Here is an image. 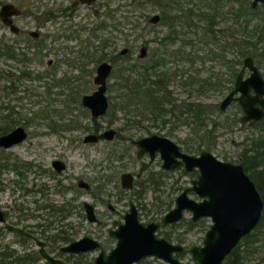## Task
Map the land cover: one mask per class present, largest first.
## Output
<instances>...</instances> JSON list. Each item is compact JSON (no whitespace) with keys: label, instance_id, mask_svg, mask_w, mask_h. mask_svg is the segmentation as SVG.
I'll return each mask as SVG.
<instances>
[{"label":"flooded vegetation","instance_id":"af4514ba","mask_svg":"<svg viewBox=\"0 0 264 264\" xmlns=\"http://www.w3.org/2000/svg\"><path fill=\"white\" fill-rule=\"evenodd\" d=\"M102 4L108 7L109 0H106ZM251 7L253 9H258V12L259 9L264 12V8L260 1H258L255 6ZM83 9H86L85 13H83ZM111 10L113 11L114 9L108 8L106 11L99 13L97 0H91L90 2H84L82 0H0V61L3 63V65H0V127H4V123L9 124L8 128L0 131V135L12 130L18 125L23 126L26 131V136L21 141L11 144L10 146L0 145V191H4L7 187L11 188L13 184L25 182L27 179H29L31 184L29 183V185H24L23 194L26 192L33 194L34 196L30 197V200H28L35 204L34 207H26L27 209H30L27 211L29 212L28 216L26 215L25 211H18L20 207L16 205L17 203L14 204L11 211L0 206L4 217V219L0 221V244L5 243L9 247L15 248L19 253L37 251L40 259H44L46 263L50 262L43 258V256L40 254V246L37 241H42L44 249L54 257L61 259L63 262L69 264H93L94 258L99 253V251L103 250L108 252L111 247L115 246L116 237L110 234V229H115L117 227L115 221H124L123 216L127 211H129L130 203L134 204L140 221L145 223L150 221H159V225L155 230L156 234L166 237L173 243L183 245V251L177 253L181 260H183L181 255L189 252L187 249L193 244L185 246L183 244L184 237L180 236L181 233H176L174 235L172 232L170 233L163 228L166 226L175 227L179 226L180 224H185L187 228H192L196 225H199L203 218H206L205 216L197 220H192L191 213L184 209L180 219L167 223H163L161 221L163 214L173 207L176 196L185 188L186 185L190 184V176L185 174L182 171V168H164L162 166L161 154L158 150L154 151L153 158L150 157L148 151H145L140 156H138V147L133 143V139L128 143H123V152H120L118 157H121L125 154H130L128 152L131 148H133L134 150H132L134 155L130 154L129 156L131 158L130 160L133 161V164H136V166L135 168H126L118 173L116 179L117 183H114L116 190H113V193L107 184L111 175L105 176L108 180L101 181L99 177L96 178L94 176H91V178H89L90 180H87L81 173L79 175L69 174V177H72V179L75 180V183H64L65 181L63 182V179H66V176L62 175L61 172L66 169L67 162L61 153L55 154L52 158H50L48 163L44 159V156H42L43 159L40 158V151L37 153V156L32 155V157L29 159H24L19 156L18 153L15 154L14 152L4 155L5 149L11 150V148L20 144L29 135H32V133L34 135H46L48 133L61 135L65 132H77L85 130L87 131L86 134H99L109 128H113L115 130L110 138H98L96 141L85 140L86 134L82 139L79 137H70V142L68 145L71 147L80 146V141L84 143H95L100 139L111 140L114 136L125 138L124 135H121V132L123 130L131 129L129 126H118L116 128L110 126L115 121V119H117V116L115 112H112L109 108V94H107V91L109 90V84L114 81V60L118 58V56H130V47L124 46L123 48L126 47L127 49L123 52V48L116 51L113 47L112 50H114L110 51L109 49H106V47H110L113 43V40L110 39L109 36L106 38L101 37L99 40L98 33L99 26L101 24L107 26L108 24L106 19L113 17ZM90 13L95 17L100 15L102 16V18H100L96 24H92L88 30L90 35L92 37L98 38L99 41L98 43H94L89 37H87V42L84 43V46H80V44L86 41L80 37V33L84 30V25H78L76 19L79 20L83 17H87L90 15ZM158 14L159 21L157 20L155 23L161 22L164 24L163 20H161V14ZM151 15L148 16L147 21L154 24L153 21H150ZM259 16L260 14L258 13L256 15L257 20H259ZM49 23L57 26L55 31H51L48 28ZM29 24L31 25L29 26ZM168 32L161 31L160 35L154 37L155 40H158L161 45L166 46H171L170 42L174 44L177 40H181H170V37H166ZM192 32L193 30H191L189 33ZM70 39H74L78 42V48L74 45L68 44V40ZM149 42L150 39L144 40L143 44H141L139 47V53L136 57H140L142 59L148 58L150 54V51H148ZM193 45L192 50L194 49ZM142 46L145 47V52L141 55L140 53ZM153 47L154 46H150V50ZM189 47L190 46L188 45L187 48ZM61 48L66 51V55H64V57L61 58L56 56L53 58L50 56L52 52H57ZM70 52L76 53L74 58L68 57ZM244 57L242 58L241 63L235 65L237 71L235 75H233L231 82L228 81L229 66L227 63H218L224 67V70L221 72H211L213 75L216 74L220 78L219 81H221V85H224L223 88H220V90H216L219 92V94H222L224 91H226L222 99L230 90H232L234 82L243 66ZM103 60H106L113 65L111 73L107 77L106 94L108 97V106L103 114L93 116L90 112V109L81 103V98L84 94L91 93L95 89L96 84L94 83V76L96 73V67ZM253 61L264 78V62L262 64H258L254 58ZM249 74L250 70L245 67L242 77L245 78ZM110 78H112L113 81H109ZM89 85H91L92 88L89 89ZM235 94H238V92ZM33 97L34 99L31 100L30 98ZM24 99H30L33 105L36 103L41 104L43 101L45 108L30 109V105L26 106L22 102ZM221 100L219 102L208 101L212 104H216L217 110L213 113L225 110L231 103L235 102L238 104L236 100H232L225 108H221L219 105ZM56 102H59L61 107H56L58 110L54 109V114L52 115V112H48V109L46 108H50L53 103ZM78 105H80V109L78 108ZM238 107L241 111L240 114L238 116L236 114L234 118H232L229 123H225V125L231 129V125H235L237 122H239L238 128L243 129L245 127H249L255 129V132L253 133L252 137H245L241 142H239V144L242 145V150L240 152L241 157L239 162L234 163L242 164L250 179L254 182L263 202L261 216L256 226L252 228L247 234L242 236L237 245L234 246L225 257L226 263V258L228 255L233 251L234 248L237 247L238 257L237 255L235 256V264H243L241 260L243 256L241 255L242 253H240L243 251V249L240 250V247L245 246L246 251H253L255 247L254 243H256L259 238L258 240H254L253 237V244L250 246L245 245L243 239L255 231L256 235L258 234L257 237H259L260 233L257 231V228L259 227V223L264 214V115L257 119L253 124H249L248 122H244L242 124L240 121L242 109L239 104ZM22 108L24 110H22ZM62 108H65V110H62ZM106 114L108 115V126L106 125L107 127H105V125L102 126L99 121V119ZM210 115L207 118L210 127L207 128L211 129L209 133L211 136V132L215 128H212L211 124L215 123L216 126L217 122L214 119L212 122H209ZM53 116L57 118H54ZM43 117L47 118L48 121H43V124L46 126L42 129L40 125L42 124V121L40 120ZM86 120L88 121L85 122ZM29 124H36L38 126L33 129L34 131H30L28 128ZM39 127L40 130H38ZM235 128H237V126H235ZM214 143V141L211 142L209 140L207 143L208 147L212 146ZM186 144L187 143L184 144V148L186 150H184L179 144L180 149L187 153H192L194 150H188L185 146ZM202 148L203 147L201 146L200 149ZM45 150H48V148ZM221 160L228 161L225 159ZM246 164L251 165L254 177H251L249 170L246 169ZM127 166L131 167L130 165ZM107 168L108 170H112L113 167L107 165ZM10 169L12 171L10 176L6 175V171ZM29 171H31V174H29ZM124 172L130 173L129 179L126 178L125 180H122V173ZM175 172H178V174L173 177ZM45 176L46 178L43 179ZM181 176H185L188 179V183L183 185L181 183ZM168 177H172V179L167 185V181L165 180ZM49 178L56 181L55 184H57V188L56 190H53L55 194L56 192L64 193L68 190L74 191L75 194L70 196V198L65 201H52L51 188H54L55 185L48 183ZM40 179L42 181L37 183L36 181ZM164 185L168 186L169 190L165 191L162 188ZM260 185H262L261 189L259 188ZM80 191L93 193V196L96 197V200L100 196L104 195L108 197L115 195L117 201H121V199L126 198L127 207L123 210L121 219H111L110 226H107L105 229V237L103 240H100V238H98L99 236L86 235L97 241L98 245L95 248L78 252L64 251L61 250L63 245L85 235L75 238L73 236L76 234L75 230L68 232L62 227L55 228L57 231L53 233H47V231L52 230L54 228L53 226L56 227V223H59L58 226H72L70 223L71 221H66L63 223V220L72 213L73 209L78 210V213L81 212V217L85 216V219L88 222L96 224L102 223V220L100 219V212H98V209L95 206L96 204H94L96 201L91 202L83 199L75 203V200H77L79 197L78 193ZM148 191H150L153 195L158 196L155 197L158 199V201L153 202L152 206L149 208L146 207L147 203L144 201L145 194ZM188 196L194 199H199L196 193L193 192H188ZM160 198L162 199L159 201ZM13 199H15V196H13ZM85 201H88L92 204L95 217L94 220H89L87 217L84 203ZM109 201L107 204L110 211H115V206ZM186 212L189 214V217L185 216ZM42 213H45V215H42ZM31 218H39V221L32 222L29 220ZM191 223L193 225H191ZM210 223L211 219L207 225H204L203 223L204 232L209 227ZM6 224L18 226L25 232H28L30 235L9 230L6 227ZM7 232H11L15 235V239L12 241L17 242L19 245L24 247L23 250H19L11 245L10 241L2 242V239ZM172 237L174 240H172ZM60 241L62 244H59ZM110 241L112 244H110ZM93 251H95V254L92 257L90 256V259H87L89 257V253ZM147 257L155 256H146L141 258L138 262H133L131 264L141 263V261L146 260ZM158 259L163 260L162 258Z\"/></svg>","mask_w":264,"mask_h":264},{"label":"rangeland","instance_id":"374dc122","mask_svg":"<svg viewBox=\"0 0 264 264\" xmlns=\"http://www.w3.org/2000/svg\"><path fill=\"white\" fill-rule=\"evenodd\" d=\"M106 0H97L98 2V9L99 13H102V11H106L109 9L111 10V13L113 14V17L106 19L107 26L103 29H99V40L101 37L106 38L110 37V39L113 40V43L110 47H106V49H109L110 51H113L114 49L116 51L120 50L124 46L130 47V56L131 58H135L139 53V47L141 44H143L145 39H150V42L148 43V51H150V46H157L159 44L158 40H155V36L160 35L161 31H167L169 28L162 24L161 22L152 24V22H148L147 18L146 21L144 19V15H142V12L144 11L143 8H135L130 3L129 0H109V5L106 7L103 2ZM147 2V1H146ZM147 8L151 9L149 12V15L153 13H160V7L159 6H150V2L146 3ZM86 9H83V13H85ZM91 12V11H90ZM102 18V16H94L90 13L89 16L83 17L82 19H79L77 21L78 25L82 24L84 25V30L80 33V37L84 40H86L87 37L90 38L94 43H98V38L92 37L90 35V32L88 31L92 24H96L99 19ZM133 19V20H131ZM159 21V20H158ZM194 23L197 25H202L204 23L203 21H195ZM21 23V22H20ZM137 24V25H135ZM22 25V24H21ZM31 24H29L30 26ZM224 25V23H215L214 28H218L219 26ZM55 25L50 24L48 28L51 31L56 30ZM182 29V28H179ZM193 30V29H192ZM81 31V30H79ZM78 31V32H79ZM89 35V36H88ZM112 35V36H110ZM194 36V35H192ZM81 39V40H82ZM158 39V38H157ZM87 42L84 41L81 45L84 46V43ZM101 42V41H100ZM99 42V43H100ZM68 44L74 45L78 48V42L74 39L68 40ZM181 44V40H177L174 45L178 46ZM193 52L199 53L201 51H197L196 48L199 44L193 43ZM112 47L114 48L112 50ZM75 48V47H74ZM197 51V52H196ZM66 55V51L61 48L57 52H52L50 56L55 58L58 57H64ZM76 55L75 52L69 53L68 57L74 58ZM199 55V54H197ZM228 57H232V53L230 52ZM169 65H173L177 63V60H168ZM0 65H3L2 61H0ZM179 67H183V69L187 73H199L201 76H206L208 73L211 72H221L224 70V67L218 64L217 61L210 59L209 57H203V58H197L195 57L193 61L183 60L180 63ZM109 81H113L112 78L109 79ZM32 86V85H31ZM33 87V86H32ZM170 87L173 88L174 96L178 97L179 100H200V101H212V102H219L222 97L224 96V91L222 94H219L218 91L208 89L206 92L198 93V94H192L190 95L188 93V87L184 88L183 86H179V81H175L170 85ZM88 88H92L91 85L88 86ZM110 92L107 91V94ZM35 97V96H34ZM30 98L31 100L34 99ZM29 99V100H30ZM28 99H24L22 102L26 105H30V109H40L45 108L44 102L42 101L40 103H36L33 105L32 101H29ZM19 103V102H18ZM19 105V104H18ZM20 107V105H19ZM47 107V106H46ZM58 107H61V104L59 102L53 103V105L48 109V112H52L51 114H54V109H57ZM78 108L80 109V105H78ZM21 109V108H20ZM22 110H24L22 108ZM58 110V109H57ZM62 110H65V108H62ZM40 112V111H39ZM240 108L238 107L237 103H231L225 110L217 113H213L210 115V121L216 120L217 124L214 126L215 128L212 130V134L205 138L207 142L209 140L212 142L214 141L215 145L213 146H205V144L202 145L203 148L209 149L215 156H217L220 159H225L231 162H239L240 161V152L242 150V145L239 144V142L242 141V139L250 138L252 137L253 133L255 132V129L245 127L243 129L238 128L239 122H237L235 125H231L232 128L225 125V123H229L232 118L237 114V116L240 114ZM116 118L115 121L110 125L111 127H118L123 126L124 124V118L122 114L118 111H115ZM169 114H167L168 116ZM54 118H57L53 116ZM169 117V116H168ZM39 120V118H38ZM108 115L102 116L99 121L102 126L105 125V127L108 126ZM42 124L41 127H45L46 125L43 124V121H48L47 118H41ZM86 120L85 122H87ZM180 120H175L171 117L170 120H168L164 125L161 124V122H152L151 120H143V125H147V129H135L131 128L129 130H123L121 132V135H124L125 138L114 136L111 140L107 139H100L95 143H84L80 141V146L77 147H71L68 145L70 142V137H79L83 138L84 135L87 133V131H77V132H65L63 134H53L48 133L46 135H29L25 140H23L20 144L14 146L11 148V150H4L5 154L15 153L19 156H21L24 159H29L32 157V155L37 156V153L40 151L41 154H39L40 158L43 159L42 156H44V159L48 163L50 161V158H52L55 154L61 153L63 158H65V161L67 162V167L64 169V171L61 172L62 175L66 176V179H63L64 183H75V180L72 179V177H69V174L72 175H79L80 173L87 179L90 180L91 176H94L96 178H100V180L105 181L108 180L105 176L111 175L110 180L108 181L109 189L111 192L113 190H116V187H114V183L116 182L118 173L126 168H135L136 164H133V161L130 159V154H133V148L129 150L128 153L121 157H118L120 152H123V143H128L134 138H138L143 135H147L150 133H160L163 135H166L173 139L174 141L178 142L181 147L184 148L185 143L194 142L193 139H195V134L192 133L191 126L184 123L179 122ZM107 125V126H106ZM38 126L36 124H29L28 128L30 131H34L33 129ZM237 126V128H235ZM210 127V124L207 126ZM205 127V128H207ZM172 128V134H167L166 131ZM40 130V127L38 128ZM213 135V136H212ZM215 137V138H214ZM39 142V143H37ZM48 148V150H45ZM133 149V150H132ZM198 151H192V153H197ZM33 153V154H32ZM136 162V161H135ZM107 165L113 167L112 170H108ZM127 165H130L131 167H128ZM157 166V165H156ZM12 173L11 169L6 171V175H9ZM111 173V174H110ZM29 174H31V171H29ZM178 174V172H175L173 177H175ZM46 176L43 178L45 179ZM42 179V178H41ZM37 180V183H40L42 180ZM172 179V177L166 178L165 181H167V185L169 184V181ZM48 183L54 184V188H51V197L52 201L61 202L65 201L70 198V196L74 195L75 192L72 190H68L64 193L56 192V194L53 192V190L57 188L56 181L54 179L49 178ZM100 181V183H101ZM90 182V181H89ZM110 182V183H109ZM31 184V181L27 179L25 182H18V184H13V186L7 187L4 191H0V206L12 210L15 203L16 205L20 207L18 211H25L26 215L28 216L27 211L30 209H27L26 207L31 206L34 207V203L30 202V197H33V194L24 193L23 194V187L25 184L29 185ZM181 183L184 185L188 183V179L185 176H181ZM12 185V184H11ZM112 185V186H111ZM165 191L169 190L168 186L164 185L162 187ZM113 193V192H112ZM32 195V196H31ZM13 196H15V199H13ZM78 199L75 200V203L77 201H81L83 199L88 201H96L94 204H96V208L98 209V212H100V219L102 220L101 224L91 223L88 222L85 219V216L81 217L80 213L77 212L78 210L73 209L72 213L66 217V219L63 220V223L66 221L72 224V226H58L59 223H56V227L48 232H55L57 229L62 227L68 232H71L73 230L76 231V234L73 235L75 238H78L82 235H90V236H99L100 240H103L105 237V229L107 226H110L111 219H121L123 210L127 207L126 198L121 199V201H117L114 196H100L97 200L96 197L93 196V193L86 192V191H80L78 193ZM160 196V195H159ZM156 195H153L150 191H148L145 194L144 201H146V207L149 208L152 206L153 202L158 201ZM161 197V196H160ZM29 199V200H28ZM162 198L159 199V201ZM110 200V201H109ZM110 202L115 206V211H110L107 202ZM9 205V206H8ZM77 208V207H76ZM17 210V209H16ZM83 212V211H82ZM42 215H45V213H42ZM186 217H189V214L185 213ZM30 221H39V218H31ZM146 220V218H145ZM57 222V221H55ZM54 222V223H55ZM210 222V218L206 217L203 218L202 222L199 225H196L192 228H187L185 224H180L179 226L175 227H169L166 226L163 229L166 231L172 232L174 235L176 233H181L180 236L184 237L183 244L185 246H189L191 244H198L201 243L203 234H204V225H207ZM15 239V235L11 232H7L2 242H8L10 241V244L16 247L19 250H23L24 247L19 245L17 242L12 241ZM172 240L174 238L172 237ZM59 244H62L60 241ZM110 244L112 242L110 241ZM34 245V244H33ZM255 247L253 251H246L245 246H241L240 250L243 249L241 255L243 258L241 259L243 264H264V234H259V240L254 243ZM36 247V246H31ZM95 254V251L89 253V257L87 259H90V256L92 257ZM181 258L185 261L190 260V253L186 252L181 255ZM50 264L46 263L44 259H40L38 261V264ZM136 264H169L166 261H163L161 259L155 258V257H147L146 260L141 261V263Z\"/></svg>","mask_w":264,"mask_h":264},{"label":"water","instance_id":"95a60500","mask_svg":"<svg viewBox=\"0 0 264 264\" xmlns=\"http://www.w3.org/2000/svg\"><path fill=\"white\" fill-rule=\"evenodd\" d=\"M258 1L264 8V0H251V6H255ZM158 19V13L150 16V21L155 22ZM126 49L123 48L122 52ZM144 52L145 47L142 46L140 54ZM112 66L106 60L98 64L94 76L96 87L81 98V103L90 109L93 116L103 114L107 109V77ZM245 67L250 70V74L243 78ZM236 92L238 94H235ZM232 100H236L242 109L240 115L242 124L244 122L253 124L264 115V78L249 55L243 59V66L232 90L225 95L219 105L225 108ZM114 132L113 128H109L99 134H86L85 140L110 138ZM25 136L24 127L18 125L0 135V145L10 146ZM132 141L138 147V156L148 151L153 158L154 151L158 150L164 168H182V171L190 176V184L176 196L173 207L163 214L161 221L167 223L178 220L186 209L191 213L192 220L206 216L210 217L211 223L204 232L202 242L188 247L191 260L184 261L177 255L183 251V245L156 234L159 221L148 223L140 221L134 204L130 203L129 211L123 216L124 221H115L117 227L110 229V234L116 237L115 246L108 252L99 251L93 264H131L151 255L170 264H226V255L242 236L256 226L262 212L263 202L260 194L242 164L221 160L205 148L200 149L197 154L187 153L180 149L176 141L159 133L147 134ZM126 178H130L129 172L122 173V180ZM188 192L196 193L199 199L189 197ZM84 203L88 219L94 220L92 204L88 201ZM3 219V211L0 208V221ZM6 227L30 235L18 226L6 224ZM37 243L40 246V254L50 263L69 264L47 252L42 241ZM97 245L95 239L85 235L63 245L61 250L78 252L93 249Z\"/></svg>","mask_w":264,"mask_h":264},{"label":"trees","instance_id":"16d2710c","mask_svg":"<svg viewBox=\"0 0 264 264\" xmlns=\"http://www.w3.org/2000/svg\"><path fill=\"white\" fill-rule=\"evenodd\" d=\"M146 1L150 2L151 7H160L161 20L169 28L166 37L172 41L181 39V44L176 46L170 42L171 46H166L159 43L150 50L147 59L118 56L114 60V81L109 84V108L112 112H120L124 118L123 126L129 128L147 129L143 120L158 121L162 125L171 117L180 120L190 125L195 134L194 142L185 145L188 150H198L203 144L208 147L205 138L211 129L205 127L209 124L208 116L217 110L216 104L179 100L170 85L179 81V86L188 87L190 95L223 88L216 74L201 76L197 72L187 73L183 67H179L183 60L193 61L195 57H209L220 64L227 63L229 82L237 71L235 65L241 63L244 56L250 55L258 64H262L264 12L253 9L250 0H130L134 9L143 8L147 11L142 12L145 21L151 10L147 8ZM258 13L259 20L256 18ZM193 20L205 22L197 25ZM215 23L224 25L214 28ZM104 27L106 25L101 24L99 29ZM192 29L193 32L189 33ZM193 43L199 44L196 50L201 52L191 51ZM230 52L232 57H228ZM168 60H177V63L169 65ZM211 125L213 128L215 123ZM8 127L9 124L4 123L0 131ZM171 130L166 133L172 134ZM245 167L254 177L251 165L246 164ZM257 231L264 234V214ZM257 236L256 231L246 236L243 239L245 245H252V238L258 240ZM237 252L236 247L226 258L227 264L236 263L234 259ZM39 259L37 251L19 253L5 243L0 244V264H38Z\"/></svg>","mask_w":264,"mask_h":264}]
</instances>
